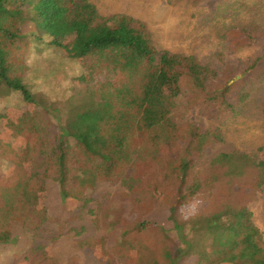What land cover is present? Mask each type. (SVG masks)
I'll return each instance as SVG.
<instances>
[{
  "label": "trees",
  "instance_id": "16d2710c",
  "mask_svg": "<svg viewBox=\"0 0 264 264\" xmlns=\"http://www.w3.org/2000/svg\"><path fill=\"white\" fill-rule=\"evenodd\" d=\"M164 1L172 7L201 0ZM93 2L0 0L3 264H66L67 257L79 251L92 253L103 264H114L116 257L127 264H179L190 257L197 258L196 264L226 263L229 257H234L229 264L250 259L252 264H264L263 237L245 211L250 193L264 186V162L246 154L222 153L199 166L205 151L221 144L223 136L217 129L203 130L197 123L179 124L175 119L179 110L234 112L236 103L229 96L234 85L231 77L237 78L234 67L226 65L219 72L194 56L159 51L145 22L123 14L102 16ZM228 40L237 52L252 50L261 38L254 41L240 33ZM245 63L246 75L263 72L264 51H253ZM102 72L136 81L143 89L145 111L135 131L146 139L130 174L116 170L120 164L114 163L110 150L99 151L102 163L90 174L87 161L50 155L39 159L27 138L14 137L32 115L50 110L58 114L51 119L60 129L58 138L45 145L51 152L65 153L67 142L72 141L67 126L87 112L86 105L78 110L65 104L74 95L66 86L68 80H85ZM58 75L64 76L65 83L57 84ZM261 102L264 115V98ZM80 141L88 152L93 150L95 141ZM37 177L40 187L32 184ZM101 179L118 183L121 190L92 205L90 194ZM72 180L88 187L85 197L70 193ZM196 202L207 205L184 219L182 211ZM72 220L90 223L81 228L88 234L79 240L77 234L84 230L75 229L59 248L35 263L31 234ZM237 222L241 230L229 236L226 259L207 255L210 238L220 239L223 230Z\"/></svg>",
  "mask_w": 264,
  "mask_h": 264
},
{
  "label": "rangeland",
  "instance_id": "374dc122",
  "mask_svg": "<svg viewBox=\"0 0 264 264\" xmlns=\"http://www.w3.org/2000/svg\"><path fill=\"white\" fill-rule=\"evenodd\" d=\"M93 3L102 16L123 14L145 22L159 51L194 56L203 65L219 72H223L226 65L234 67L237 78L231 77L234 85L229 94L230 100L236 103L234 112L220 115L215 109L179 110L175 119L179 124L197 123L203 130L217 129L223 136L221 144L205 151L199 166L222 153L246 154L257 159L259 163L264 162V115L261 102L264 98V71L248 75L245 73V62L251 53L264 51V0H201L197 4L183 1L172 7L167 6L164 0H94ZM240 33H246L254 41L255 37H260L261 41L255 43L252 50L245 48L233 52L227 45L228 38L237 37ZM6 56L11 60L8 52ZM87 69L88 67L85 71ZM63 78V75H58L57 84L65 83ZM52 79L56 89V76ZM84 79L79 77L73 82L70 78L66 85L72 88L74 95L65 104L73 105L78 110L86 105L87 112L67 126L73 132L68 136L72 141L67 142L65 153L51 152L45 145L58 138L60 129V125L51 119L58 117V114L53 115L50 110L46 114L32 115L26 128L13 133L14 137L27 138L33 155L39 159L50 155L56 159L66 157L67 160L78 158L87 161L91 167L90 174H94V169L102 163L99 151L110 150L112 156H115L114 163L120 164L116 170H127L130 174V167L139 160L137 155L146 139L135 131V124L141 120L145 111L142 106L143 89L136 81L122 79L107 72L92 74ZM67 127L64 129L67 130ZM86 138L95 141L93 150L89 152L86 144L80 141ZM38 175L40 176L39 173ZM40 177L33 181V186L39 184L40 187ZM72 181L70 193L85 197L88 187L80 185L77 180ZM87 184L89 180L86 181ZM95 189L90 194L92 205L121 190L118 183L104 179L97 182ZM248 192L249 190L246 191ZM250 195L245 211L264 241V186ZM206 205L196 202L186 207L182 211L183 218L199 214ZM89 224L72 220L65 226L52 224L41 227L31 234V257L35 263H41L40 259L48 251L59 248L68 237L75 234V229L84 230L81 228L89 227ZM240 230L241 224L237 222L223 230L220 239L211 237L207 243V255L225 260V255L229 254L228 238ZM87 234L84 230L77 234L80 235L78 239ZM233 258L229 257L226 263L221 264H229ZM5 260L0 257V264ZM251 260L240 261L239 264H252ZM196 263L197 258L190 257L179 264ZM66 264L103 263L92 253L79 251L70 258L67 257ZM114 264L127 262L124 258L116 257Z\"/></svg>",
  "mask_w": 264,
  "mask_h": 264
},
{
  "label": "crops",
  "instance_id": "0c3cea01",
  "mask_svg": "<svg viewBox=\"0 0 264 264\" xmlns=\"http://www.w3.org/2000/svg\"><path fill=\"white\" fill-rule=\"evenodd\" d=\"M73 131H71V133H72ZM80 140H82V139H80Z\"/></svg>",
  "mask_w": 264,
  "mask_h": 264
}]
</instances>
